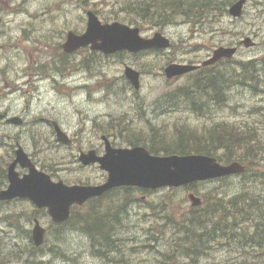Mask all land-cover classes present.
Instances as JSON below:
<instances>
[{
    "label": "rangeland",
    "instance_id": "1",
    "mask_svg": "<svg viewBox=\"0 0 264 264\" xmlns=\"http://www.w3.org/2000/svg\"><path fill=\"white\" fill-rule=\"evenodd\" d=\"M128 1L0 0V112L23 119L19 126L0 121V167L5 175L18 141L38 168L50 167L43 170L53 180L98 184L105 173L96 164L82 166L77 155L79 149L102 152V135L116 147L132 146V140H139V145L151 151L152 135L157 145L177 126L200 131L218 121L257 131V140L252 142L254 156L264 161L261 96L234 88L230 103L213 105L204 116L185 105L182 110H166L168 103L181 100L172 90L193 82L195 76L188 73L167 79L163 73L169 62L198 63L220 45L239 44L237 60L264 55V0H246L239 17L228 12L237 0H214L215 8L200 20L177 17L175 23L161 27L150 21L139 23L141 36L151 37L159 31L169 38L172 46L168 49L107 55L85 47L63 53L60 44L67 32L83 33L89 10L103 23L118 21L135 27L130 21L139 18L126 10ZM246 37L256 44L245 47L242 41ZM125 65L140 72L138 90L124 76ZM171 96L173 100H169ZM44 118L57 121L73 138L72 146L56 145L52 128L41 120ZM257 160L242 161L247 171L255 168L251 172L197 183L195 194L203 205L193 212L199 224L211 228L220 220V213L212 214L211 219L205 216L206 201L229 198L241 190L260 193L252 186V177L262 168ZM188 192L187 187L114 189L76 207L72 220L63 225L54 223L45 209L27 199L0 202V264H264V244L256 238L252 246L243 244L242 236L247 240L252 225L240 216L239 230L233 231L236 239L218 236L193 261L186 257L183 250L187 245L178 237L184 232L179 225L192 208ZM87 212L104 215L101 230L108 239L91 238L78 220L79 214ZM34 216L45 228L39 247L31 238ZM202 230L198 226L195 231ZM217 232L220 235V229ZM110 240L116 241V248H106Z\"/></svg>",
    "mask_w": 264,
    "mask_h": 264
},
{
    "label": "trees",
    "instance_id": "2",
    "mask_svg": "<svg viewBox=\"0 0 264 264\" xmlns=\"http://www.w3.org/2000/svg\"><path fill=\"white\" fill-rule=\"evenodd\" d=\"M231 1L228 0L229 3ZM124 6L129 13L139 18V20L130 21L132 24L139 26L140 22L150 21L160 27L175 23L174 21L177 20V17L184 20H190L192 17L199 18V20L203 19L210 9L215 8L214 0H130L125 2ZM199 10H205V12L202 13ZM87 64L85 63V65ZM234 88H242L243 91L256 96L262 95L264 99V56L246 61L227 60L225 63L218 64L215 72L205 74L202 82L197 77H194L193 82L191 81L188 85L178 86L172 90L173 95L181 98V100L176 103H168L166 110L178 108L182 110V106L185 105L188 110L203 114L212 105L223 106L230 103L232 100L231 92ZM205 94L207 98H204ZM174 96L169 97V100H173ZM165 98L167 99V97ZM209 101H212V103ZM175 128L177 129L174 132L160 140V142L157 140L158 146L154 143L156 136L152 135L150 137L152 140V153L159 150L163 154H205L214 156L223 163L232 160L258 159V157L254 156V148L256 147L252 143L257 140V131L242 129L236 124L226 121H218L204 126L200 131L188 127L185 128L182 125ZM138 141L132 140L130 145L138 144ZM261 160H257L256 163L260 164L262 168L260 171H256V175L252 177V186H257L256 189H260L258 195L249 190H241L229 198L218 197L215 200L206 201L205 216L208 219L212 218V214L220 213V220L215 225L212 224L211 228L199 224L200 221L193 212L198 207L190 209L189 215L186 217L187 220L182 219V223L179 226L183 228L184 232L181 231L182 235L178 238L187 245L185 250H183V254L186 257L193 261L195 255H199L200 252L209 249L211 247L210 240L218 236H225L228 239L231 236L232 240L236 239L233 231L239 230L237 216L252 225V234L247 237V240H245V235L242 236V239H244L243 244L252 246L251 243L254 242L255 238L260 244H264V161ZM42 167L50 168L48 165H42ZM5 179V169L0 167V188L5 184ZM196 185L197 183L191 184L187 186V189L195 192ZM80 217L85 230L92 239L96 238V241L99 237L108 239V234L102 233L101 230V223H103L101 220L106 221L103 218L104 215L98 216L94 212H87ZM230 220H232L231 224L228 223ZM198 226H202L203 230L201 232L195 231ZM219 229L220 235L217 232ZM115 243V240H110V244L106 248H116Z\"/></svg>",
    "mask_w": 264,
    "mask_h": 264
},
{
    "label": "water",
    "instance_id": "3",
    "mask_svg": "<svg viewBox=\"0 0 264 264\" xmlns=\"http://www.w3.org/2000/svg\"><path fill=\"white\" fill-rule=\"evenodd\" d=\"M246 0H237L231 5L228 12L233 17H239ZM242 43L248 47L251 39L246 37ZM90 46L92 50L103 53H114L126 50L136 53L145 49L168 48L170 40L160 32H155L152 37L144 38L139 33V28L131 27L118 21L102 23L93 11L87 12L86 30L82 34L69 31L62 48L65 52H73L80 47ZM236 47H217L212 55L203 62L208 65L222 57L231 58ZM193 64L169 63L164 72L167 78L179 76L196 69ZM124 75L135 89L140 87V72L127 65ZM2 114H0V118ZM8 122L20 124L21 118L13 116ZM58 139L69 143V139L59 129ZM105 153L96 155L95 150L81 152L79 160L82 164L99 163V167L107 172L105 182L96 185L65 184L63 181H53L48 174L36 168L23 148L18 144L15 158L8 165V185L0 190V200H10L16 197L30 199L38 208L46 207L48 214L56 221H64L69 216L70 206L83 204L91 197L99 196L105 191L118 186H138L156 189L160 187H178L197 181L215 179L231 174L240 173L244 166L233 161L221 164L215 157L203 154L188 155H152L143 146L131 148H114L109 140L103 136ZM27 168L28 172L22 176L16 171V165ZM188 198L193 206L200 204V198L189 194ZM32 238L35 246L43 242L44 228L34 219Z\"/></svg>",
    "mask_w": 264,
    "mask_h": 264
},
{
    "label": "flooded vegetation",
    "instance_id": "4",
    "mask_svg": "<svg viewBox=\"0 0 264 264\" xmlns=\"http://www.w3.org/2000/svg\"><path fill=\"white\" fill-rule=\"evenodd\" d=\"M202 61L197 63L198 68L196 69V71H194V75L199 79L200 82H202V78H203V76L205 74L215 72V68H216V67H214V65H212V66H203L202 63H201ZM44 119L47 120L46 124H51L50 122L52 120H54V119H49V118H44ZM71 139L73 141V138H71ZM96 152L100 153L97 149H96Z\"/></svg>",
    "mask_w": 264,
    "mask_h": 264
}]
</instances>
